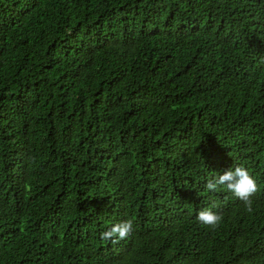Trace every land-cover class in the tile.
<instances>
[{"label":"trees","instance_id":"16d2710c","mask_svg":"<svg viewBox=\"0 0 264 264\" xmlns=\"http://www.w3.org/2000/svg\"><path fill=\"white\" fill-rule=\"evenodd\" d=\"M0 264H264V0H0Z\"/></svg>","mask_w":264,"mask_h":264},{"label":"clouds","instance_id":"9594fccd","mask_svg":"<svg viewBox=\"0 0 264 264\" xmlns=\"http://www.w3.org/2000/svg\"><path fill=\"white\" fill-rule=\"evenodd\" d=\"M223 186L235 197L244 202L246 210L252 211V197L259 191V185L256 178L251 172L242 165H237L220 174L214 179H209L205 189L209 192L219 190ZM214 207V205H213ZM198 221L215 230L223 220L222 215L208 207L199 211ZM134 231L133 220L128 219L114 224L108 230L101 232V239L111 241L113 244L118 243L132 235Z\"/></svg>","mask_w":264,"mask_h":264}]
</instances>
